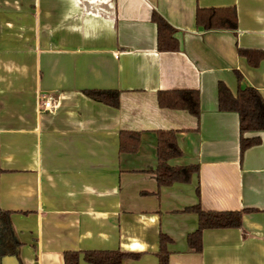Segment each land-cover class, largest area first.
<instances>
[{
  "label": "crops",
  "instance_id": "obj_1",
  "mask_svg": "<svg viewBox=\"0 0 264 264\" xmlns=\"http://www.w3.org/2000/svg\"><path fill=\"white\" fill-rule=\"evenodd\" d=\"M233 7L237 32H204L197 8ZM157 12L179 49L158 52ZM237 48L264 50V0H0V209L17 243L0 264H64L66 252L137 254L122 264H264V132L240 156L239 120L220 112L217 86L254 88L264 100V61L251 67ZM85 90L119 92L116 108ZM197 91L199 116L162 109L157 94ZM42 97L56 102L41 110ZM121 131L139 134L119 152ZM157 131L173 132L195 165L188 184L158 189ZM204 211H246L238 229L186 236ZM79 264H88L80 256Z\"/></svg>",
  "mask_w": 264,
  "mask_h": 264
},
{
  "label": "trees",
  "instance_id": "obj_2",
  "mask_svg": "<svg viewBox=\"0 0 264 264\" xmlns=\"http://www.w3.org/2000/svg\"><path fill=\"white\" fill-rule=\"evenodd\" d=\"M151 21L156 26V47L158 52H176L179 49L176 30L157 12H152ZM194 22L204 32H237V14L233 7L228 8H197ZM238 56L244 58L249 66L257 67L264 61V50L237 48ZM238 89L235 94L223 84L217 86V104L220 112L235 113L239 120L240 156L250 147L260 143L258 136L247 137L246 134L264 132V100L254 88L240 86L242 76L234 71ZM84 95L91 100L116 108L119 105V92L115 90H85ZM157 104L162 109L185 111L194 117L199 116V95L197 91H161L157 94ZM158 165L152 170L158 189L169 187L174 183L188 184L198 174L195 165L170 167L169 159L181 155L176 145L174 133L157 131ZM139 134L121 131L119 133V152L133 153L137 149ZM185 213L197 215V229L186 236L187 248L193 253L202 250V232L209 229H238L242 224V215L246 211H204L199 205L187 207ZM166 235H159L158 264H168L166 245L171 243ZM17 243L10 234L7 213L0 209V257H11ZM80 256L88 264H122L125 259H137V254L118 251H85L66 252L64 264H79Z\"/></svg>",
  "mask_w": 264,
  "mask_h": 264
},
{
  "label": "built area",
  "instance_id": "obj_3",
  "mask_svg": "<svg viewBox=\"0 0 264 264\" xmlns=\"http://www.w3.org/2000/svg\"><path fill=\"white\" fill-rule=\"evenodd\" d=\"M41 110L44 112H52L56 107V102L50 98L42 97Z\"/></svg>",
  "mask_w": 264,
  "mask_h": 264
}]
</instances>
